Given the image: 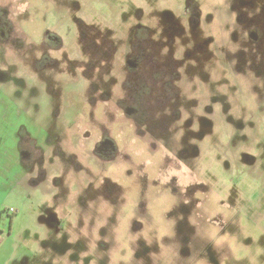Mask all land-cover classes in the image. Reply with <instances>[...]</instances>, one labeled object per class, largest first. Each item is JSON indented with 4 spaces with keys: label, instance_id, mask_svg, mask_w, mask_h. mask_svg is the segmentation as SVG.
I'll return each mask as SVG.
<instances>
[{
    "label": "rangeland",
    "instance_id": "obj_1",
    "mask_svg": "<svg viewBox=\"0 0 264 264\" xmlns=\"http://www.w3.org/2000/svg\"><path fill=\"white\" fill-rule=\"evenodd\" d=\"M76 2L0 0V71L19 69L9 86L52 63L49 121L67 125L83 102L94 116L75 129L94 131L88 151L77 134L71 152L61 144L55 186L28 194L3 176L1 157L22 127L36 129L37 107L0 85V207L18 210L10 234L7 216L0 222V264H264V0H113L110 14ZM45 32L65 42L41 45ZM175 81L183 97L163 91ZM102 125L121 148L114 162L89 152Z\"/></svg>",
    "mask_w": 264,
    "mask_h": 264
},
{
    "label": "flooded vegetation",
    "instance_id": "obj_2",
    "mask_svg": "<svg viewBox=\"0 0 264 264\" xmlns=\"http://www.w3.org/2000/svg\"><path fill=\"white\" fill-rule=\"evenodd\" d=\"M86 1L88 2L89 0H86ZM100 1L96 0L97 6L99 5V6L103 7V10L105 8H107L106 10L110 14V11L108 10V8L111 9V7H113L115 5L113 0H100ZM77 4H78V2H76V0H69L68 6L71 7V6H75ZM65 6H67V5H65ZM82 10L83 9L80 8V10H74V11H82ZM132 17H135V14L130 13L126 16V18H130L129 21L131 23H133L134 27L136 28V26H138L137 20H136L137 17H135V18H132ZM78 22L80 25L83 24L85 26L86 25L85 23L89 22V20H84L82 18V19H79ZM111 22H114V21H111ZM1 28H2V25H0V29ZM259 32L261 33V31L253 30L249 34H245V36L247 39L251 40L250 36L254 33H259ZM0 35H2V37H4V38H7V36H5L6 35L5 31H2V34H0ZM55 36H56L55 38H57L56 41L58 40V42H56L57 44H55V42L53 40H51L50 33L45 32L44 36L41 37V39H42L41 45H43L45 43L55 44L56 46H53V48H55L57 50V48L62 46V44L65 42V40H64L63 36H61L57 33ZM2 39L3 38H0V40H2ZM17 39H19V38H15V40H17ZM154 42L158 44V42H156V41H154ZM78 43L82 44L83 48L85 47V50H87V45L84 44L83 40L78 41ZM158 45L160 46L161 44H158ZM41 50H42V48H41ZM32 53H35V52L33 51ZM3 55H4L3 56V62H4L5 59H7L5 57V56H7V54L4 53ZM33 57H34V55L29 57L28 59H32ZM50 59H53V57H51ZM160 59H163V58H160ZM166 60H168V59H166ZM20 61L23 62L24 60L20 59ZM128 63H129V61H128ZM12 66H14V65H12ZM48 66H50V67L48 68ZM55 67L56 66L51 63V64H46L45 67L40 68L39 70H37L35 68L34 72L38 71L39 75L37 77L35 76L34 82H27L26 83V81H24V79H21L23 84L18 85L15 82L14 86H12V85L9 86V83L14 82V81H11V79L13 78V73L18 72L19 69L13 67L7 71L5 69H2L0 71V85L2 84L5 88H7V91H9V88H10L12 91H14L15 95L17 93H19V96L17 98L19 100H16L11 96V94H10L11 92H7L9 94V98L11 97L10 98V100H12L11 102H17V101L19 102L20 99H22L23 102H21V103L23 104V108L26 107L25 104L28 106L27 109H29L30 107H33L32 105H35L37 107V110H34L35 121H33V123H34L33 128L36 127V129L33 130L30 127H28L27 129L22 127L16 133V138L14 139L15 145L13 146V152H10L9 150H7V152H5L1 157V160H2L1 162H2V166H3V170H2L3 176H5L6 179H9L11 177L13 179V181L14 180L17 181V184L20 187L21 191L26 192L28 194L33 193V191L31 189H33V186L38 184L40 181H44L48 185L54 184V186H55V183H54L55 180L53 179L52 173L54 171V168L58 166V165H56V164H58L57 156L60 154L63 155V152H64L63 148L61 147V144L65 147L66 152H68V153L71 152V149L68 147V142L71 141L72 143H74L75 139H77L76 134H77V136L79 135L80 137H84V139L86 140V142L84 143L85 144L84 147L79 150L80 152L82 151V149L85 151L86 150L88 151L87 146H89L93 143L92 135H93L94 131L87 130L86 132H83L82 131L83 128H81L80 129L81 132H77V131L75 132V129L78 127V124H81L82 121L89 123L91 118L94 117V116H92V117L89 116V118H88L87 116H85L83 114V108L88 105L87 103L83 102V107H82L81 112H80L81 116H77V117L71 116L69 118L70 120L68 121L67 125H65V123H63V122H55L56 120L55 121H49L51 116L48 117V110L47 109L43 110L45 108V104L47 102H49V100H47L48 95L51 96L52 101L58 100L57 93H54V91L59 88V86L56 84L55 79L53 77V76L57 77V75L54 74ZM178 71H179V69H178ZM192 71L195 72V70L192 68L190 69V71H189L190 78H191V75H193ZM38 72H37V74H38ZM159 72H161V71H159ZM163 72H165V68H164ZM165 74L169 75L168 72H165ZM25 75H27V74H25ZM34 75H35V73H34ZM195 75H196V73H195ZM175 79L177 80L178 78L176 77ZM185 80L189 81L187 79V77H185ZM177 81H180V80H177ZM68 85L69 84H66L65 86L67 87ZM92 87H95V84H93ZM179 88H180L179 83H176V81H175L173 85H170V86L168 85V87L163 88V91L166 92V91H169V89H175V91H180V95L182 96L183 91H182V89H179ZM155 93H156L155 90L151 89V100L153 97L159 96V95L156 96ZM20 95H21V97H20ZM169 97L170 96H166V98L168 100L170 99ZM167 99H165L163 102L165 108L167 107V105L171 104L170 103L171 101H168ZM25 100L29 103H26ZM182 100L184 103V99H182ZM167 101H168V103H167ZM154 102H156V101H154ZM180 102L182 103L181 100H180ZM66 103H67V101H66ZM180 105H182V104H180ZM170 108L171 107H169L167 109H170ZM180 109L178 108V112L176 111V113H173V116H175L174 117L175 120L180 117V113L182 112ZM126 111L130 112V114L132 113V109L128 110V108H127ZM43 115L46 117V120H42ZM85 118L89 119V120L85 121L86 120ZM95 132H99V133L101 132V136H100V139L98 141H96L97 143L94 146L95 149H94L93 153L90 150H89V152L92 155H94L95 157H98V159L100 157L102 159V161H104L105 163L116 161V159H118V157L120 155L121 148H120V145L117 142L116 138L113 137V135L111 134V133H113V131L108 129L107 126L102 125V127L101 126L97 127ZM22 135H24L25 139L28 140V142H27V143H29L28 145H25L24 141L22 142V138H21ZM51 139H53L52 142H50ZM91 141H92V143H90ZM55 143H56L57 149L53 150L51 147ZM77 145L78 144H76L74 146L77 147ZM158 148L156 147L155 149H158ZM48 151H50L49 155H47ZM151 151H153V150H151ZM76 154L79 155L78 152H76ZM10 155H15V158L17 156L16 160H14L15 161V168L11 167V164H10L11 158H9ZM188 155L189 154L187 153V154H185L184 157H188ZM247 159L249 160L250 158L248 157ZM96 162H97V160H96ZM59 165H61V164H59ZM6 186H7V188H9L8 183H5V184L2 183L0 185V195H2L4 193L6 195L8 194L7 191L5 190ZM186 194H190V193H186ZM1 199H3V198L1 197ZM189 202H190V200H189ZM188 203L186 205L188 207L191 206V203L190 204H188ZM17 213H18V210L14 207L3 206V205L0 207V222L6 216H7L8 221H9L8 227L6 229V232L8 234H10L12 232L13 225H14V218L12 215H17ZM185 232H183L182 229L179 230L180 235H182V234L185 235L183 238H181V236H180L182 241L185 244L187 242L190 243L192 240L194 241V237L192 235H188V229L185 230ZM175 241H179V240L176 239ZM186 246H187V244H186ZM177 249H180V248L177 247ZM182 249H183V251H181V252H184V253L186 250H189V248H187V247H184ZM178 252H179V250H178Z\"/></svg>",
    "mask_w": 264,
    "mask_h": 264
},
{
    "label": "crops",
    "instance_id": "obj_3",
    "mask_svg": "<svg viewBox=\"0 0 264 264\" xmlns=\"http://www.w3.org/2000/svg\"><path fill=\"white\" fill-rule=\"evenodd\" d=\"M2 161V160H1Z\"/></svg>",
    "mask_w": 264,
    "mask_h": 264
}]
</instances>
